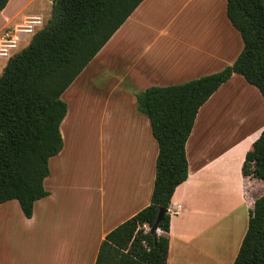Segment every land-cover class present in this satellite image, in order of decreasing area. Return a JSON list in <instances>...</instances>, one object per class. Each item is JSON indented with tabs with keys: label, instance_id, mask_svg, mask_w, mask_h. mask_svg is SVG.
Listing matches in <instances>:
<instances>
[{
	"label": "crops",
	"instance_id": "crops-1",
	"mask_svg": "<svg viewBox=\"0 0 264 264\" xmlns=\"http://www.w3.org/2000/svg\"><path fill=\"white\" fill-rule=\"evenodd\" d=\"M35 1L9 0L0 12V32L17 24L26 3L30 12ZM52 1L41 0L50 6ZM26 38L20 48L29 43L21 47ZM242 49L241 34L227 16V0H143L62 95L68 111L60 126L63 147L50 158L44 181L49 194L35 201L31 217L17 199L0 204V263L95 264L105 235L151 201L159 148L150 119L137 108L136 95L150 86L218 72ZM239 75L234 73L201 106L187 140L188 177L176 188L168 209L167 264H232L249 212L264 194V181L242 171L264 123L226 142L218 134L217 119L206 116L217 110L220 93ZM96 80L115 95L110 128L99 139L101 160L95 171L79 182L68 175L76 154L68 148L94 137L90 127L97 121L89 114L100 92L93 85ZM245 82L239 83L248 87ZM258 100L264 110L263 96ZM71 106H82V112Z\"/></svg>",
	"mask_w": 264,
	"mask_h": 264
},
{
	"label": "trees",
	"instance_id": "trees-1",
	"mask_svg": "<svg viewBox=\"0 0 264 264\" xmlns=\"http://www.w3.org/2000/svg\"><path fill=\"white\" fill-rule=\"evenodd\" d=\"M143 0H53L47 21L29 43L8 58L0 73V204L17 199L25 216L49 194V160L63 147L62 98L89 62ZM9 0H0V12ZM227 16L243 49L224 69L136 95L158 143L150 203L110 230L95 264H167L171 213L152 233L159 207L169 209L189 172L186 143L201 106L234 73L258 88L264 99V0H227ZM245 176L264 181V130L247 151ZM1 264V263H0ZM232 264H264V194L249 212L247 231Z\"/></svg>",
	"mask_w": 264,
	"mask_h": 264
},
{
	"label": "rangeland",
	"instance_id": "rangeland-1",
	"mask_svg": "<svg viewBox=\"0 0 264 264\" xmlns=\"http://www.w3.org/2000/svg\"><path fill=\"white\" fill-rule=\"evenodd\" d=\"M51 7L52 6L49 4H43L41 0H36L30 6V12L36 9L41 10L40 13H37V15H42L44 21L46 22L50 16ZM10 9H13L12 4ZM30 12L29 2H27L25 8H23L22 12L18 16L19 21H17V24L23 22V15L29 14ZM14 26L6 27L2 32H0V35L4 33L5 30L13 28ZM30 37V35H27V38L23 41L21 47H23L30 40ZM7 60V58L0 57V71L3 69ZM240 80L246 81L243 76L239 75L235 76L229 84H226L225 88L220 93L221 102L217 110L214 109L211 115L209 111L206 113V116L209 119H217V125L219 126L218 134L223 136L222 138H225L226 142L233 136L239 135L242 132H252L264 123V110H261V105L259 106L260 103L258 100L260 97L261 101L262 94L251 84L248 87L246 84H240ZM93 85L95 88L100 90L99 94L94 97L93 106L89 114L94 121H97L96 126L93 125V127H90V130L94 128L92 132L94 137L91 140L88 138L82 139L77 144L73 143V145H70L68 148V150H71L73 154L76 152L75 156L72 157V165H70L71 169L68 171V175L76 176V180L79 182L85 181V177H90L92 172L95 171V167H97L101 160L99 154V139H102L103 136H107L109 134V111L115 96L109 92V88L105 83L104 86L97 85L96 80ZM64 100L66 101V99ZM71 108L76 112H82V106L80 109L76 108L77 110L72 106ZM77 118L81 119L82 117L77 113ZM244 121L245 123H243ZM263 130L264 126L262 127V131ZM83 133L84 130L80 131V134ZM75 134L76 132L72 131V136H75Z\"/></svg>",
	"mask_w": 264,
	"mask_h": 264
},
{
	"label": "built area",
	"instance_id": "built-area-1",
	"mask_svg": "<svg viewBox=\"0 0 264 264\" xmlns=\"http://www.w3.org/2000/svg\"><path fill=\"white\" fill-rule=\"evenodd\" d=\"M44 24L40 15H27L23 22L16 24L13 28L5 30L0 35V57L9 58L13 52L20 48V42L26 35L34 34ZM177 211H173L176 213Z\"/></svg>",
	"mask_w": 264,
	"mask_h": 264
},
{
	"label": "water",
	"instance_id": "water-1",
	"mask_svg": "<svg viewBox=\"0 0 264 264\" xmlns=\"http://www.w3.org/2000/svg\"><path fill=\"white\" fill-rule=\"evenodd\" d=\"M167 210L168 209L166 207H163V206L159 207V211L157 213L155 222L150 228V231L152 233H158L160 231L159 224L163 220V217H164L165 213L167 212Z\"/></svg>",
	"mask_w": 264,
	"mask_h": 264
}]
</instances>
